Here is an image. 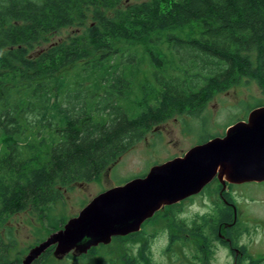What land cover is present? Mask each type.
<instances>
[{
    "label": "trees",
    "instance_id": "trees-1",
    "mask_svg": "<svg viewBox=\"0 0 264 264\" xmlns=\"http://www.w3.org/2000/svg\"><path fill=\"white\" fill-rule=\"evenodd\" d=\"M68 27L76 34L56 37ZM248 76L264 92V0H0V228ZM231 200L175 220L202 239L193 264H212L213 239L233 248L234 264H264L241 242L250 227ZM9 244L0 240V264H16ZM143 260L156 263L145 252L123 264Z\"/></svg>",
    "mask_w": 264,
    "mask_h": 264
},
{
    "label": "rangeland",
    "instance_id": "rangeland-1",
    "mask_svg": "<svg viewBox=\"0 0 264 264\" xmlns=\"http://www.w3.org/2000/svg\"><path fill=\"white\" fill-rule=\"evenodd\" d=\"M77 29L64 28L56 37L74 35ZM261 102L264 103V92L257 78L245 77L226 90L216 92L201 113L176 112L162 123L154 125L94 180L74 183L65 188L63 197L51 206L40 211L14 212L0 228V240L8 244L11 241L5 251L8 260L14 259L16 263L21 261L33 245L62 228L99 192L129 178L142 174L146 176L153 165L183 154L203 138L224 134L230 124L246 119L250 110ZM231 188L239 223L250 227V232L243 233L241 242L247 244L254 257L262 256L264 180L246 181L234 184ZM219 189L221 183L217 180L195 197L159 210L145 220L139 232L115 236L110 243L99 244L80 257L69 254L64 258H56L50 249L42 264H123L135 256L140 258L145 252L155 264H193L202 239L179 231L175 220L190 222L197 214L213 213L214 205L223 204ZM212 242V264L235 263V256L229 246L217 239ZM145 247L148 250L144 252ZM143 264L154 263L143 260Z\"/></svg>",
    "mask_w": 264,
    "mask_h": 264
},
{
    "label": "water",
    "instance_id": "water-1",
    "mask_svg": "<svg viewBox=\"0 0 264 264\" xmlns=\"http://www.w3.org/2000/svg\"><path fill=\"white\" fill-rule=\"evenodd\" d=\"M215 176L224 186L227 180H264V104L252 108L246 119L230 124L224 134L153 165L146 176L99 192L16 264H33L51 247L56 258L81 255L93 246L110 243L115 236L139 231L164 205L200 192Z\"/></svg>",
    "mask_w": 264,
    "mask_h": 264
},
{
    "label": "flooded vegetation",
    "instance_id": "flooded-vegetation-1",
    "mask_svg": "<svg viewBox=\"0 0 264 264\" xmlns=\"http://www.w3.org/2000/svg\"><path fill=\"white\" fill-rule=\"evenodd\" d=\"M200 142H203V141H200ZM143 175H145V174H142V176ZM130 179V178H129ZM128 180V179H127ZM127 180H125V181H127ZM219 181L220 183H221V189H219V192H218V194H219V197L221 198V200L223 201V204H219V205H214V207H219L220 209H222L223 207H224V203L227 205V206H232V204H233V206H234V202H233V200H231L232 198H233V194H232V190H233V188H231V187H234V184H238V183H236V182H232V181H229V180H227V183H226V185L224 186L223 185V183H222V181L220 180V178L218 177V176H215L214 177V179L211 181V182H209L199 193H201L206 187H208V185H210L211 183H213V182H215V181ZM124 181V182H125ZM123 182V183H124ZM199 193H196V194H192V195H190V196H188V197H186V198H184V199H182V200H180V201H178V202H176V203H172V204H166V205H164V207H162L161 209H163V208H166V207H173V206H175V205H177L178 203H181L182 201H185V200H187V199H191V198H193V197H195L197 194H199ZM161 209H159V210H161ZM158 210V211H159ZM157 211V212H158ZM156 212V213H157ZM145 222V221H144ZM234 221H232V222H226V223H224V225H231L232 223H233ZM235 222H236V220H235ZM234 222V223H235ZM142 227H143V224H142ZM142 229V228H141ZM140 229V230H141ZM139 230V231H140ZM139 231H135V232H139ZM135 232H131V233H135ZM130 234V233H129ZM223 237V236H222ZM224 238L225 239H227V240H230V238L229 237H225L224 236ZM231 247V246H230ZM229 247V248H230ZM232 248V247H231ZM234 248H236V247H234ZM233 249V248H232ZM89 251H90V249H89ZM88 251V252H89ZM87 252V253H88ZM237 252V254H238V250L236 251ZM83 254H86V253H83ZM83 254H81V255H74V256H76V257H80V256H82ZM71 255H73V254H71Z\"/></svg>",
    "mask_w": 264,
    "mask_h": 264
},
{
    "label": "bare ground",
    "instance_id": "bare-ground-1",
    "mask_svg": "<svg viewBox=\"0 0 264 264\" xmlns=\"http://www.w3.org/2000/svg\"><path fill=\"white\" fill-rule=\"evenodd\" d=\"M41 256H42V255H41ZM41 256H40V257H41ZM40 257H38L36 260H38Z\"/></svg>",
    "mask_w": 264,
    "mask_h": 264
}]
</instances>
